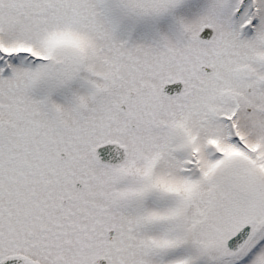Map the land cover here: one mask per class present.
<instances>
[{
	"label": "snow or ice",
	"instance_id": "1",
	"mask_svg": "<svg viewBox=\"0 0 264 264\" xmlns=\"http://www.w3.org/2000/svg\"><path fill=\"white\" fill-rule=\"evenodd\" d=\"M0 264H264V0H0Z\"/></svg>",
	"mask_w": 264,
	"mask_h": 264
}]
</instances>
